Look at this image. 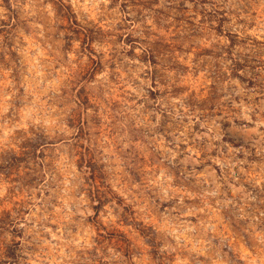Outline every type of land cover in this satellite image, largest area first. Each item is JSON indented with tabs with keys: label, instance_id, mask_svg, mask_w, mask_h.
<instances>
[{
	"label": "clouds",
	"instance_id": "1",
	"mask_svg": "<svg viewBox=\"0 0 264 264\" xmlns=\"http://www.w3.org/2000/svg\"><path fill=\"white\" fill-rule=\"evenodd\" d=\"M0 264H264V0H0Z\"/></svg>",
	"mask_w": 264,
	"mask_h": 264
}]
</instances>
